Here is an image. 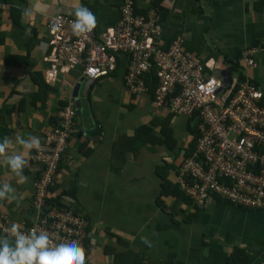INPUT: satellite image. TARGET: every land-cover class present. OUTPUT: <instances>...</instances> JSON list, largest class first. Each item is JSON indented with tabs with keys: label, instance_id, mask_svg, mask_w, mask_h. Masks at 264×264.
Returning <instances> with one entry per match:
<instances>
[{
	"label": "crops",
	"instance_id": "1",
	"mask_svg": "<svg viewBox=\"0 0 264 264\" xmlns=\"http://www.w3.org/2000/svg\"><path fill=\"white\" fill-rule=\"evenodd\" d=\"M122 2L11 0L0 10V140L35 135L43 144L69 101L80 104L51 198L75 192V199L63 201L89 221L84 264H111L105 248L126 250L119 240L144 252L151 264H264V211L218 200L200 209L173 196L162 197L164 176L177 183L191 142V121L173 116L151 92H129L125 61L99 80H86L80 70L48 77L47 19H75L71 10L83 5L95 14L97 31L104 32L117 24ZM153 3L164 13L162 45L180 37L186 49L224 66L237 62L245 48H257V67L246 72L264 92V0H135L140 12ZM33 6L43 11L24 16ZM142 128L151 130L144 134V144L135 141ZM35 152L26 157L21 183L0 163V183H9L18 197L0 200V216L10 215L23 228L36 216Z\"/></svg>",
	"mask_w": 264,
	"mask_h": 264
},
{
	"label": "built area",
	"instance_id": "2",
	"mask_svg": "<svg viewBox=\"0 0 264 264\" xmlns=\"http://www.w3.org/2000/svg\"><path fill=\"white\" fill-rule=\"evenodd\" d=\"M135 5V0H123L115 26L104 32L94 28L79 36L71 28L74 18L50 16L46 24L48 77L54 80L59 74L80 70L86 80H99L116 72L122 59L127 64L125 86L129 92L141 94L150 92L145 79L153 71L158 80L155 101L165 105L168 100L173 115L200 122L195 153L184 157L177 178L182 193L200 209L210 200H218L245 210L264 211L263 90L246 73L244 80L242 73L232 71L227 80L218 72L216 62H204L185 48L180 37L162 45L160 10L150 7L139 13ZM7 6L0 3V10ZM258 52L255 47L242 51L238 63L245 71L257 67ZM76 117V102L69 101L34 154V164L38 165L32 200L36 216L22 230L44 231L52 244L64 238L78 240L85 262L89 250L85 214L64 201L62 209L50 204ZM12 223L2 214L0 235H8L6 229Z\"/></svg>",
	"mask_w": 264,
	"mask_h": 264
},
{
	"label": "clouds",
	"instance_id": "3",
	"mask_svg": "<svg viewBox=\"0 0 264 264\" xmlns=\"http://www.w3.org/2000/svg\"><path fill=\"white\" fill-rule=\"evenodd\" d=\"M34 11H43V9L33 6V8L25 9L24 16L30 18ZM71 14L75 17L71 23L75 35L86 34L96 27V16L89 8L80 5L72 9ZM56 27H59V25H56ZM202 60L204 62H216L219 66L218 72L227 77V80L229 74L234 71L233 66L230 64L224 66L220 61ZM238 60L236 63H238ZM224 71H228V75H224ZM238 72L241 73V71ZM167 106L169 108V105ZM193 120L195 118H190V121ZM17 145L20 147L17 148ZM40 148V138L35 135H30L27 139L17 135L14 142L9 137H4L0 140V157L3 158L0 163L19 178L17 183H21L24 180L23 169L28 164L26 159L28 153L33 149L39 150ZM187 149L184 157L192 156L195 153L194 151L192 155H189ZM179 168L181 169V165ZM15 192L16 190L9 183H0V200L12 201L18 199ZM22 229L23 225L14 222L10 228L6 229L8 235H0V264H84V252L78 240L64 238L59 243L52 244L46 232L40 231L38 233L35 229H32L25 233Z\"/></svg>",
	"mask_w": 264,
	"mask_h": 264
},
{
	"label": "trees",
	"instance_id": "4",
	"mask_svg": "<svg viewBox=\"0 0 264 264\" xmlns=\"http://www.w3.org/2000/svg\"><path fill=\"white\" fill-rule=\"evenodd\" d=\"M10 1L11 0H0V3L7 4ZM152 7H156L160 10V14H161L162 19H163L164 13L162 12V9L159 8V5L157 3H153ZM146 11L140 12L137 9V12H139V13H146ZM227 63L233 66L234 71H241V73L243 72L242 75H243L244 80H245L246 75L248 77H250V74L245 72V68L242 67L240 63H236V62L234 63L232 61L227 62ZM245 73H246V75H245ZM250 79L254 84L259 86L257 84V82L254 79H252V77H250ZM145 80L147 82V85L149 86L150 92L154 96L155 90L158 87V80H157L156 76L154 75V72L152 71L150 73V75L148 76V78ZM168 103H169V101L167 100L166 105H168ZM199 125H200V122L198 124H196V126H194V127L191 124L188 126L189 131H190V135H191V142H190L189 148L187 149V153L189 155H192L196 149V142H197V139L200 135ZM148 131L151 133L150 129L142 128L141 132L138 134V137L136 138L137 140H135V141L139 142L141 144L142 143L144 144L146 142V140H145V138H143V136H144V134H148ZM168 132H170V131H168ZM164 179H165V183H164V191L162 193V197L173 196L178 200H185L187 202L192 203V201L189 200L188 198H186V196L182 193V190H181V187L179 184H177L176 182H172L171 180H169L165 176H164ZM65 193L66 194L61 195L60 197H58L56 199L51 198L50 204L55 205V206L59 207L60 209L65 208L66 204L63 202V197H69L71 199H75V197H74L75 192L73 191V192H65ZM8 217H9L10 221H12L11 216L8 215ZM28 225H31V224H28ZM119 244L125 245L127 249L124 251H118L117 248H112V247L105 248L106 249L105 250L106 255L113 258L111 264H151V262H149V260H147L144 252H136V251L130 249L129 243H127L126 241H123V240H119Z\"/></svg>",
	"mask_w": 264,
	"mask_h": 264
},
{
	"label": "water",
	"instance_id": "5",
	"mask_svg": "<svg viewBox=\"0 0 264 264\" xmlns=\"http://www.w3.org/2000/svg\"><path fill=\"white\" fill-rule=\"evenodd\" d=\"M223 74H224V75H228V71H224ZM78 108H79V109H77V114L80 115V114H81V111H80V104L78 105Z\"/></svg>",
	"mask_w": 264,
	"mask_h": 264
},
{
	"label": "rangeland",
	"instance_id": "6",
	"mask_svg": "<svg viewBox=\"0 0 264 264\" xmlns=\"http://www.w3.org/2000/svg\"><path fill=\"white\" fill-rule=\"evenodd\" d=\"M196 124H197V120L195 119V120H193L192 122H191V125L194 127V126H196ZM174 169V168H173ZM177 184H178V182H177Z\"/></svg>",
	"mask_w": 264,
	"mask_h": 264
},
{
	"label": "bare ground",
	"instance_id": "7",
	"mask_svg": "<svg viewBox=\"0 0 264 264\" xmlns=\"http://www.w3.org/2000/svg\"><path fill=\"white\" fill-rule=\"evenodd\" d=\"M166 102H167V101H166ZM165 106H167L166 103H165Z\"/></svg>",
	"mask_w": 264,
	"mask_h": 264
}]
</instances>
